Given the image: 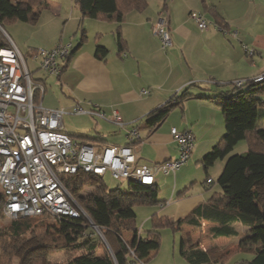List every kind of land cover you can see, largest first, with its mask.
Instances as JSON below:
<instances>
[{
    "label": "crops",
    "instance_id": "obj_1",
    "mask_svg": "<svg viewBox=\"0 0 264 264\" xmlns=\"http://www.w3.org/2000/svg\"><path fill=\"white\" fill-rule=\"evenodd\" d=\"M23 2L26 0H12L14 5ZM147 2L142 11L127 12L118 21H108L84 18L76 3L77 11L72 9L69 15L66 0H44L42 6L33 10L32 19L21 23L33 22L41 30L50 24L48 29L37 39L36 32L29 38L9 36L21 52L25 46L30 48L26 56L38 48L71 44L70 57L61 60L62 74H45L36 79H41L39 82L45 88L43 105L49 109H62L68 112L65 116H72L70 111L80 105L86 111L105 113L106 119L81 115L75 132L64 130L70 135L91 137L94 141L88 144L97 151L104 146L127 145V135L134 126L140 135V140L132 145L137 165L151 167L178 157V147L171 135L173 128L193 135L194 149L189 162L175 175L159 173L156 200L135 207L136 221L143 211L136 209L149 207L146 218L151 223L148 230L138 225L137 238L146 237L153 225L162 220H184L222 193L219 179L224 166L230 157L246 154L248 147L239 143L225 159L205 165L206 155L227 133L224 112L217 102L235 89L234 82L252 81L264 74V0H170L165 11V0ZM193 12L204 16L209 23L207 30H200L191 19ZM163 17H167L173 42L169 49L162 48L153 31ZM218 19L224 22L223 28ZM118 33L126 43L122 50L118 48ZM99 48L107 50L104 57H99ZM144 91L149 94L144 95ZM185 91L192 97L181 107L173 109L162 123H149L150 114L175 102ZM114 111L122 117L125 128L113 123ZM214 174H221L217 182ZM104 177L101 180L105 184ZM129 187L130 183L124 192ZM258 192L257 202H264V184ZM215 226L204 221L200 230L188 225L179 229L184 231L182 239L191 235L193 242L205 251L238 244L251 236L249 229L238 223L234 224L238 237L214 239L211 229ZM124 238L132 242L135 235L125 233ZM160 249L143 258L145 263L162 264L157 261ZM238 256L241 260L253 257L251 253ZM164 257L169 258L167 254ZM172 257L185 260L175 249Z\"/></svg>",
    "mask_w": 264,
    "mask_h": 264
},
{
    "label": "trees",
    "instance_id": "obj_2",
    "mask_svg": "<svg viewBox=\"0 0 264 264\" xmlns=\"http://www.w3.org/2000/svg\"><path fill=\"white\" fill-rule=\"evenodd\" d=\"M170 0H165L163 11L167 10ZM84 18L118 21L123 14L142 11L148 6L147 0H74ZM44 0H27L14 5L9 0H0V25L6 21H30L33 10L42 6ZM223 28V21L218 19ZM118 48L122 50L126 43L118 33ZM9 46L7 39L0 37V48ZM107 53L99 48V57ZM41 81V79H36ZM192 97L187 91L160 107L149 115V123L160 124L169 113L181 107L185 100ZM173 102V103H172ZM225 116L227 133L205 157L206 166L218 159H225L240 142H245L248 152L228 159L219 183L222 193L216 194L209 205L196 208L191 215L180 222L162 220L154 224L146 237L139 236L135 218V207L154 202L157 197L156 185L144 186L130 183L126 193L120 188L109 189L101 179L93 192L81 205L88 218L100 229L104 239L94 233L87 218L66 219L55 223L42 217H32L12 221L9 226L0 229V264H15L18 240L25 241L34 235L33 243L25 251L26 256L33 251L42 250L49 254L53 247L80 251L65 264H128L132 258L130 250L143 259L160 247V229L170 227L178 230L188 225L196 230L203 222L213 223L212 237H238L234 224H242L249 229L251 236L238 244L225 247H211L205 251L194 243L191 235L182 239L181 255L189 264H225L241 253H251L250 260H239L236 264H264V202H257L258 187L264 184V80L246 81L217 102ZM85 144L92 139L86 135H71ZM91 145V144H89ZM89 179L86 176H69L66 185L70 192L83 187ZM262 208V209H261ZM1 215V208H0ZM125 233H132V242L126 241ZM103 249V252L101 250ZM19 264H24L23 256ZM29 264H50L43 256H34Z\"/></svg>",
    "mask_w": 264,
    "mask_h": 264
},
{
    "label": "built area",
    "instance_id": "obj_3",
    "mask_svg": "<svg viewBox=\"0 0 264 264\" xmlns=\"http://www.w3.org/2000/svg\"><path fill=\"white\" fill-rule=\"evenodd\" d=\"M200 30L209 23L200 13L190 15ZM163 49L173 42L163 17L153 28ZM9 46L0 48V190L3 196V214L10 220L42 217L58 222L66 219L89 220L94 233L104 239L100 229L88 218L81 204L66 185L69 176L102 179L108 172L119 183H137L144 186L157 184V175H175L186 165L194 149V137L188 132L171 130L179 155L155 166L137 165L133 144L140 140L134 126L127 135V145L94 146L74 139L64 131L63 119L68 112L49 109L43 105L45 88L32 78L25 55L7 36ZM71 55V44L53 49L40 48L30 56L47 76L62 74L61 60ZM264 80V74L255 82ZM244 81L234 82L243 86ZM149 94L148 91L143 92ZM74 115L92 114L106 119L105 113L86 111L80 105L71 111ZM113 121L125 128L122 117L113 112ZM211 182V180H209ZM128 264H146L134 250Z\"/></svg>",
    "mask_w": 264,
    "mask_h": 264
},
{
    "label": "rangeland",
    "instance_id": "obj_4",
    "mask_svg": "<svg viewBox=\"0 0 264 264\" xmlns=\"http://www.w3.org/2000/svg\"><path fill=\"white\" fill-rule=\"evenodd\" d=\"M9 1H10V3H12V0H9ZM16 1L18 2L19 0H16ZM151 1L153 2V0H151ZM66 2H67V4H66L67 8L69 9L68 14L72 15V9L74 10V12L77 11V9H76L77 7L75 5V2H74V0H66ZM15 22H17V23H15ZM15 22L12 23V21H6V22H4L3 26L0 25V37L3 36L4 38H7V36H10L12 38L13 34L14 35L19 34L22 37L29 38L31 35H33L36 32V35L34 37H36V39H37V37H39L40 34H42V32L47 30L48 27L50 26V24H49L44 29L41 30V29H39V27H34L32 25L33 22H30L31 24H26L24 22L21 23V21H19V20L15 21ZM56 22H58V21H56ZM51 24H53V23H51ZM29 49L30 48H27L25 46V48L22 50V53L25 55V57L27 59L30 70L33 73L32 78L35 80L37 77L45 76V72L43 70H38V64L30 56H26V55H28V53L30 51ZM80 116L81 115L65 116V118H64V130L66 132H75L77 130L78 125L81 123V117ZM117 127H119V126L117 125ZM240 143H245V142L243 141ZM202 170H203V166H202ZM219 175H221V174H214V178L216 179V182L218 181ZM103 180H104L105 184L109 187V189L120 188L122 191H125L126 187H128V185H129L128 182L120 184L118 181H116L113 178V176L110 172H108L106 174V176L104 177ZM96 185H97V179H89V181L86 182V184L83 187L78 188L74 192L75 199L82 205L83 202L85 201V199L93 192ZM0 208H1V215H0V229H1L2 227L9 226V224L12 223V220L8 219L3 214V196L1 194V190H0ZM140 208L136 209V210H143L142 213H140V215L138 214V216H137V223H138L139 227H144L145 230H148L151 227V223L148 220L149 217L146 218L148 216L147 210H149V207H140ZM49 223H52V224L55 223L56 224V222H53V221H49ZM160 234H161L160 235L161 236L160 237L161 238V242H160V248H161L160 252L161 253H160V255H158L157 261L162 262V264H178V262H182L183 264H188L187 261H185L184 259H182L180 257H177V260H176V258L173 259V257H172V252L174 249L178 255L181 254V243H182V237L184 235V231L180 230V229L174 230L172 228H162V230L160 231ZM33 238H34V235L29 237L25 241H21V240L17 241L18 244H20V246H17V249H16L17 253L13 257V262L15 264L20 263V260H21L20 258L22 256H23V261L25 260L24 264H29V261H31V259L34 256H43L45 259V262H47L49 260L50 264H65L64 263L65 261H67L68 259H70V258H72V257H74L80 253V251L72 250L71 247H69L67 249H61V247H53L50 250L51 252H49L50 255L42 252V250H36V251H33L28 256H26L25 251L29 248V245L34 242ZM32 245H34V244H32ZM101 250L103 252L102 248H101ZM164 254H167L169 258H165ZM164 258L167 261L163 260ZM239 260H241L240 257L235 256L230 261L226 262L225 264H236V263H239V262H237Z\"/></svg>",
    "mask_w": 264,
    "mask_h": 264
}]
</instances>
